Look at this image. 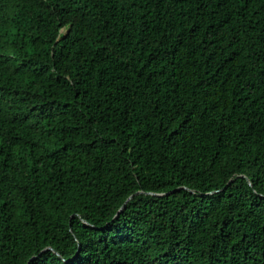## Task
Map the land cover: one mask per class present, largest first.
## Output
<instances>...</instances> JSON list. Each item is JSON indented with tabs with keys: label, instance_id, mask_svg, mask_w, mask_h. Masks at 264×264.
<instances>
[{
	"label": "trees",
	"instance_id": "obj_1",
	"mask_svg": "<svg viewBox=\"0 0 264 264\" xmlns=\"http://www.w3.org/2000/svg\"><path fill=\"white\" fill-rule=\"evenodd\" d=\"M0 264H264V0H0Z\"/></svg>",
	"mask_w": 264,
	"mask_h": 264
},
{
	"label": "water",
	"instance_id": "obj_2",
	"mask_svg": "<svg viewBox=\"0 0 264 264\" xmlns=\"http://www.w3.org/2000/svg\"><path fill=\"white\" fill-rule=\"evenodd\" d=\"M180 189H182V188H179V189H177V190H174V191H172L171 193H174V192H176V191H179ZM151 194H153V195H157V196H161V195H159V194H154V193H151ZM168 194H170V193H167L166 195H168ZM132 197H133V196H131V197L126 201V203L124 204V206L120 209L119 214L125 209V205L128 203V201H129L130 199H132ZM119 214H118V215H119ZM118 215H117L116 217H118Z\"/></svg>",
	"mask_w": 264,
	"mask_h": 264
}]
</instances>
